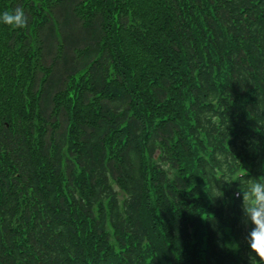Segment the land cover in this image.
Wrapping results in <instances>:
<instances>
[{
	"label": "trees",
	"instance_id": "16d2710c",
	"mask_svg": "<svg viewBox=\"0 0 264 264\" xmlns=\"http://www.w3.org/2000/svg\"><path fill=\"white\" fill-rule=\"evenodd\" d=\"M0 264H264V0H0Z\"/></svg>",
	"mask_w": 264,
	"mask_h": 264
},
{
	"label": "clouds",
	"instance_id": "9594fccd",
	"mask_svg": "<svg viewBox=\"0 0 264 264\" xmlns=\"http://www.w3.org/2000/svg\"><path fill=\"white\" fill-rule=\"evenodd\" d=\"M0 20L13 26H22L24 16L21 10L0 13ZM250 192L255 200L251 206L244 207V221L251 225L247 233V245L258 261H264V183H253Z\"/></svg>",
	"mask_w": 264,
	"mask_h": 264
}]
</instances>
